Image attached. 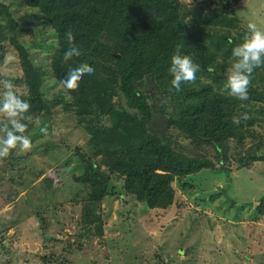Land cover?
<instances>
[{
  "label": "rangeland",
  "instance_id": "1",
  "mask_svg": "<svg viewBox=\"0 0 264 264\" xmlns=\"http://www.w3.org/2000/svg\"><path fill=\"white\" fill-rule=\"evenodd\" d=\"M179 1L190 24L197 4L203 2L208 3L196 21L200 27L214 8L232 23L229 30L204 25L203 32L243 37L249 21L264 29V0ZM0 4L7 7L15 25L10 32L2 14L4 35L15 34L29 60L41 70L47 107L29 111L21 121L28 125L22 135L29 136L32 148L17 147L0 156V264H264V214L256 210L264 200V114L259 112L264 110L263 101L249 100L244 106L247 119L239 125L243 138L227 140L225 161L219 163L214 142L192 138L171 124L178 118L176 102L161 93L153 75L146 76L137 91L151 108L148 133L177 153L212 163L211 169L174 179L173 204L167 209H148L124 193L123 179L109 171L107 154L90 146L93 135L102 141L97 131L112 129L114 121L101 106L88 111L71 106V95L52 73L57 38L38 9L24 0H0ZM187 8L193 14H187ZM221 61L218 57L215 68L222 84L213 89L226 94L222 85L228 66L220 69ZM100 68L101 76L117 73L110 61L101 60ZM22 77L19 56L5 40L0 44V80H10L15 92L24 96ZM200 81L212 80L200 77ZM256 86L264 93V87ZM110 88L116 92L112 98L116 108L138 115L126 107L117 84ZM86 161L110 179L107 195L96 202L76 180ZM82 190L84 195L75 197ZM84 205L100 217L103 239L81 234ZM36 215L46 220L41 230Z\"/></svg>",
  "mask_w": 264,
  "mask_h": 264
},
{
  "label": "trees",
  "instance_id": "2",
  "mask_svg": "<svg viewBox=\"0 0 264 264\" xmlns=\"http://www.w3.org/2000/svg\"><path fill=\"white\" fill-rule=\"evenodd\" d=\"M24 2L27 6L38 9L60 45L65 42V27L71 28L72 39L80 45V50L72 56L85 60L94 71L80 76L75 86L62 85L59 77L66 65L74 61L61 56L57 47L52 54L53 76L71 95V106L75 109L88 111L101 106L102 112L114 121L112 129L102 128L97 131L102 136V141H97L93 135L90 146L96 152L103 150L107 154L111 159L109 171L123 179L124 193L145 203L148 209H167L173 204L174 189L171 183L174 179L211 169L212 163L177 153L158 136L148 133L146 123L151 120V108L144 96L137 91L138 84L146 76L153 75L161 93L176 102L178 118L171 120V124L192 138L214 142L218 146L219 163L225 161L227 140L232 138L240 142L243 138V132L239 128L243 118L238 114L242 113L249 100L264 102L263 89L259 90L256 86L264 87V64L253 70L248 86V99L245 101L213 89L222 84V80L216 75L217 58L222 60L220 69H224L226 65L229 68L231 50L241 42L242 37L220 35L217 30L211 32L210 29L203 32L204 25L212 24L216 29L227 30L232 25L224 15L215 13L214 8L212 13L205 16L204 24L200 27V23L197 24L196 21L208 2L197 4V12L191 24L185 20L184 8L179 0ZM185 11H188L187 14L194 12L189 8ZM2 14L7 18L8 30L13 33L15 25L11 14L5 5L0 4V16ZM2 27L4 26L0 20V44L9 40L16 50L27 89L26 95L20 96L27 99L30 105L23 116L31 110L46 109L41 70L29 60L18 38H14L15 34L4 35ZM213 36L215 40H212ZM115 49L122 53L119 55ZM177 51L192 56L194 62L200 65L196 79L182 82L179 90L171 88L167 72L170 57ZM101 60L113 63L117 73H113L112 77L101 76ZM200 77L212 81L201 83ZM114 84L118 85L126 107L138 115L115 107L112 98L116 96V92L110 88ZM192 85L197 88H190ZM259 112L264 114V110ZM233 117L240 118V122L234 123ZM99 168L95 163L86 161L82 174L76 179L85 191H89L92 202L102 200L107 195L106 189L110 181L109 176ZM85 191L78 192L75 197L84 195ZM256 210L258 214H264V200L260 201ZM36 217L39 224H43L41 230L46 225V220L40 215ZM79 224L82 235L103 239L102 221L91 207L82 206Z\"/></svg>",
  "mask_w": 264,
  "mask_h": 264
},
{
  "label": "clouds",
  "instance_id": "3",
  "mask_svg": "<svg viewBox=\"0 0 264 264\" xmlns=\"http://www.w3.org/2000/svg\"><path fill=\"white\" fill-rule=\"evenodd\" d=\"M246 28L247 32L241 42L231 50L230 67L222 85L226 90V95L239 101L248 99L251 74L255 68L264 64V29L252 21L247 23ZM72 36L71 28L65 27L63 45H60L58 40L53 41L54 45L59 47L61 56L74 61L66 65L59 77L64 86H75L80 76L91 74L94 71L93 67L85 60L72 56L80 50V45L72 39ZM199 70L200 65L194 62L192 56L177 51L170 57L167 69L171 88L179 90L182 82L195 80ZM0 87L3 89L0 92V114L4 117L3 120H0V130L3 131V137L0 138V156L7 155L11 149L17 147L20 151L30 150L33 146L31 139L27 135H22L28 125L21 122L23 114L30 107L29 102L15 92V86L10 80H0ZM241 118L247 119V114L241 113ZM233 122L238 124L240 118L233 117Z\"/></svg>",
  "mask_w": 264,
  "mask_h": 264
}]
</instances>
